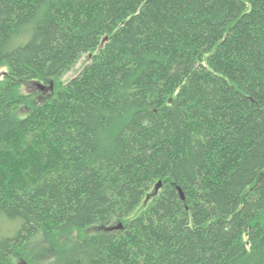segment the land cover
Segmentation results:
<instances>
[{"label": "trees", "instance_id": "1", "mask_svg": "<svg viewBox=\"0 0 264 264\" xmlns=\"http://www.w3.org/2000/svg\"><path fill=\"white\" fill-rule=\"evenodd\" d=\"M2 67L0 264H264V0H0Z\"/></svg>", "mask_w": 264, "mask_h": 264}, {"label": "rangeland", "instance_id": "2", "mask_svg": "<svg viewBox=\"0 0 264 264\" xmlns=\"http://www.w3.org/2000/svg\"><path fill=\"white\" fill-rule=\"evenodd\" d=\"M92 60V58L90 57V54H84L79 60L78 62L68 71L66 72L60 80V83L58 84V87L65 84L66 82H68V80H70L71 78H73L74 76H77L81 70L84 68V66L86 64H88L90 61ZM6 71V67H2L0 68V80L3 78L4 73ZM44 85V86H42ZM31 89H35V90H41V93L39 94V98L46 92H48L47 90V86L42 83V84H33L30 86ZM30 110L27 108V106H23L21 107L18 111L17 114L24 116L25 114H27ZM6 227H8V224L5 225ZM11 229V228H9ZM8 230V229H7ZM10 233V230L7 232ZM51 252V250L49 249V245L43 241L40 237L36 238L35 241L33 242V244L31 245L30 249H29V253H28V261L26 260H22V259H17L15 261L14 264H29V263H33V262H37V261H43L45 259H47L48 254Z\"/></svg>", "mask_w": 264, "mask_h": 264}, {"label": "water", "instance_id": "3", "mask_svg": "<svg viewBox=\"0 0 264 264\" xmlns=\"http://www.w3.org/2000/svg\"><path fill=\"white\" fill-rule=\"evenodd\" d=\"M42 86H44V85H42ZM50 87H51V89L53 90V89H54V83H52V84L50 85ZM161 184H162V181H160L156 187L158 188ZM179 191H180V194H181L182 198H185L184 193H183V190H182L181 187H179ZM113 227H114V228H122V227H123V223H120L119 225H115V226H113Z\"/></svg>", "mask_w": 264, "mask_h": 264}]
</instances>
